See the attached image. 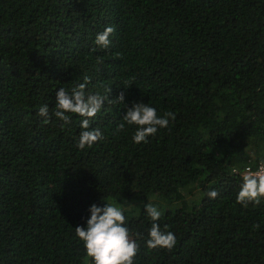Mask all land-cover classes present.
<instances>
[{
  "label": "trees",
  "instance_id": "trees-1",
  "mask_svg": "<svg viewBox=\"0 0 264 264\" xmlns=\"http://www.w3.org/2000/svg\"><path fill=\"white\" fill-rule=\"evenodd\" d=\"M85 77L108 98L90 121L103 138L80 150V118L51 113ZM134 102L176 119L134 144L135 126L115 133ZM261 161L264 0H0V264H89L74 230L107 203L125 209L134 264H264V200L235 203ZM153 196L170 251L145 247L146 204L125 207Z\"/></svg>",
  "mask_w": 264,
  "mask_h": 264
},
{
  "label": "clouds",
  "instance_id": "clouds-1",
  "mask_svg": "<svg viewBox=\"0 0 264 264\" xmlns=\"http://www.w3.org/2000/svg\"><path fill=\"white\" fill-rule=\"evenodd\" d=\"M115 31L113 26H108L102 33H98L94 43L102 49L110 45L109 37ZM95 51V49H92ZM97 63L102 64L103 58L97 57ZM89 77L84 78V83L67 91L59 88L56 92L55 106L51 115L58 121H62L61 127L71 122L72 116L80 118L78 142L76 147L80 150L91 148L93 144L101 140L102 133L98 128H92L90 121L102 109L107 95L86 93L85 88ZM127 85V82H126ZM127 90V88H125ZM110 94L112 89L105 90ZM125 92L121 91L114 103H123ZM37 116L44 118V123L51 119L47 104L41 106ZM176 114L171 111L158 115L154 107L143 102H134L131 107H126L122 121L117 125L115 133L126 131V126H135L136 131L132 136L134 144L147 143L148 138L155 136L159 129L169 126V121H175ZM218 195L216 190L207 192L209 199H215ZM264 200V161H261L257 170L244 169L241 175V184L236 196L235 203L243 207L248 205L259 206ZM90 216L86 227L77 226L74 230L75 238L82 242L85 250V258L89 264H134V258L139 251V244L134 240L126 226L125 209L113 203L98 207L93 204L88 209ZM147 217L152 222L148 232L145 247L149 250H171L176 245V236L168 231V226L162 231L157 223L162 215L161 211L151 203L144 206ZM253 227H258L254 225Z\"/></svg>",
  "mask_w": 264,
  "mask_h": 264
},
{
  "label": "rangeland",
  "instance_id": "rangeland-1",
  "mask_svg": "<svg viewBox=\"0 0 264 264\" xmlns=\"http://www.w3.org/2000/svg\"><path fill=\"white\" fill-rule=\"evenodd\" d=\"M152 198L158 199L159 202L156 205H154V206H156L160 211L166 209L164 207V206H166V203L161 198H159L157 196H153L150 199H152ZM150 199L146 200L145 202H140V204H138V202L135 203V204H133V203H126L125 204L126 210L132 211V212H135V213H138V211L141 208V206H143V204L149 203V200ZM154 201H156V200H154Z\"/></svg>",
  "mask_w": 264,
  "mask_h": 264
},
{
  "label": "built area",
  "instance_id": "built-area-1",
  "mask_svg": "<svg viewBox=\"0 0 264 264\" xmlns=\"http://www.w3.org/2000/svg\"><path fill=\"white\" fill-rule=\"evenodd\" d=\"M259 166H260V163L258 164V166H257L256 168H254V169H252V170H253V171L257 170V169L259 168Z\"/></svg>",
  "mask_w": 264,
  "mask_h": 264
}]
</instances>
